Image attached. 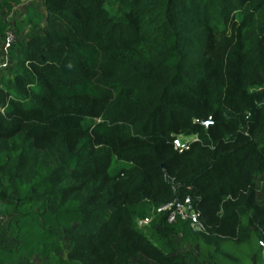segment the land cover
<instances>
[{"label":"trees","instance_id":"obj_1","mask_svg":"<svg viewBox=\"0 0 264 264\" xmlns=\"http://www.w3.org/2000/svg\"><path fill=\"white\" fill-rule=\"evenodd\" d=\"M44 4L16 94L0 88V264L67 240L82 264H260L264 0ZM187 197L207 232L165 214L139 227Z\"/></svg>","mask_w":264,"mask_h":264},{"label":"rangeland","instance_id":"obj_2","mask_svg":"<svg viewBox=\"0 0 264 264\" xmlns=\"http://www.w3.org/2000/svg\"><path fill=\"white\" fill-rule=\"evenodd\" d=\"M3 1L0 0L1 3ZM1 14L6 22H9L12 41L9 42L7 35L3 39L0 38V88L7 94L15 95V91H8L6 86L8 80H15L16 73L23 72V69L20 68L23 58L21 42L28 41L34 32H42L48 26L50 28L52 21L48 18L44 0H6ZM257 192L260 200L263 201L264 179L257 182ZM148 217L152 219L151 224L153 223L147 231L148 236L151 237L157 228L159 218L154 209L149 211ZM0 224H2V220H0ZM2 241L3 239H0V242ZM66 242L59 255L53 256L50 260L34 258L30 264H82L81 257L76 253L80 245L76 244V241L68 243L67 240ZM182 250H186V247H182ZM259 263L264 264V257H261Z\"/></svg>","mask_w":264,"mask_h":264},{"label":"built area","instance_id":"obj_3","mask_svg":"<svg viewBox=\"0 0 264 264\" xmlns=\"http://www.w3.org/2000/svg\"><path fill=\"white\" fill-rule=\"evenodd\" d=\"M9 37V42L12 41L11 32L7 33ZM192 139V140H191ZM184 138L179 137L174 140V146L179 150H188L191 144L197 141L196 137ZM157 215L165 214L167 215L168 223H175L177 219H180L184 222H188L191 228L195 232L205 233L208 231L207 225L202 220V215L199 210L193 205L190 197H187L185 200H175L172 203L160 206L155 210ZM1 220V219H0ZM152 222V219L147 217L138 221L140 228H145L149 226ZM264 247V242L260 243Z\"/></svg>","mask_w":264,"mask_h":264},{"label":"water","instance_id":"obj_4","mask_svg":"<svg viewBox=\"0 0 264 264\" xmlns=\"http://www.w3.org/2000/svg\"><path fill=\"white\" fill-rule=\"evenodd\" d=\"M211 122H212V120L204 121V122H202V124L208 126Z\"/></svg>","mask_w":264,"mask_h":264}]
</instances>
